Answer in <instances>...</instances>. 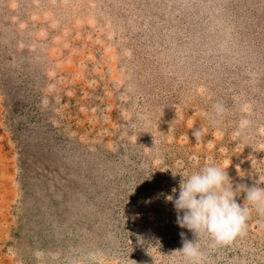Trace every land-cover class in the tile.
Returning a JSON list of instances; mask_svg holds the SVG:
<instances>
[{
  "label": "rangeland",
  "instance_id": "374dc122",
  "mask_svg": "<svg viewBox=\"0 0 264 264\" xmlns=\"http://www.w3.org/2000/svg\"><path fill=\"white\" fill-rule=\"evenodd\" d=\"M260 144L264 0H0V264H185L166 196L209 162L264 181ZM199 243L264 264V216Z\"/></svg>",
  "mask_w": 264,
  "mask_h": 264
},
{
  "label": "clouds",
  "instance_id": "9594fccd",
  "mask_svg": "<svg viewBox=\"0 0 264 264\" xmlns=\"http://www.w3.org/2000/svg\"><path fill=\"white\" fill-rule=\"evenodd\" d=\"M212 108L211 114L204 115L218 125L227 109L220 102L214 103ZM250 127L252 121L247 115H242L236 124L234 138L242 137ZM192 136L199 142L201 130L193 131ZM259 148L264 150V144H260ZM228 166L209 162L180 181L178 194L173 189V194L166 196V200L173 205L178 227L187 229L193 236L190 240L181 231L182 246L173 251L183 257L185 264H203L204 253L199 243L202 238L210 240L212 247L227 246L244 233L251 209L264 216V181L255 182L253 186H234L226 171ZM241 193L244 194L242 204L236 199Z\"/></svg>",
  "mask_w": 264,
  "mask_h": 264
}]
</instances>
